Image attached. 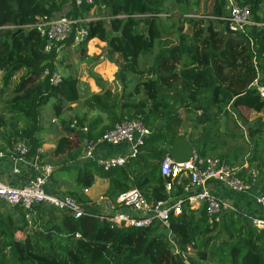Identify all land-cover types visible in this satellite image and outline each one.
Masks as SVG:
<instances>
[{
  "label": "trees",
  "instance_id": "16d2710c",
  "mask_svg": "<svg viewBox=\"0 0 264 264\" xmlns=\"http://www.w3.org/2000/svg\"><path fill=\"white\" fill-rule=\"evenodd\" d=\"M239 2L250 7L254 22L264 23V0ZM68 5L71 9L64 11ZM93 8L102 12L85 23L87 38L66 52H77L91 66L89 76L98 91L70 74L72 63L63 74L56 69L62 60L56 50L45 51V39L35 27L43 17L65 12L83 18ZM225 13V0H95L81 8L74 0H0V98L21 72L5 103L9 116L0 115V153H12L24 138L31 153L43 146L45 134L53 130L45 127L42 113L52 108L62 133L45 154L55 167L50 185L60 183L56 172L74 168L73 188L60 195L88 209L75 217L41 204L33 212L0 208V264H264V230L253 226V213L224 211L211 220L206 209L191 208L187 181L168 195L160 170L171 145L187 138L200 156L243 167L242 176L257 171L264 196V98L252 85L257 80L264 86V27L234 33L220 19ZM92 40L105 44L99 55L88 53ZM72 41L73 36L61 43L62 49ZM102 58L116 65L114 79L94 71ZM53 72L61 74L57 84L50 81ZM79 102L83 112L77 105L74 115L63 114L66 104ZM245 111L258 116L250 119ZM185 114H193L199 126L195 139L180 132ZM223 116L237 126L242 122L240 137L249 142L248 152L243 147L224 150L226 138L238 135L227 125L221 130ZM126 118L140 119L151 130L138 149L140 156L108 170L95 159L79 160L86 136L98 138ZM96 177L107 182L104 196L112 201L138 188L152 207L170 196L183 197L182 211L171 215L167 230L158 221L147 227L117 224L85 193ZM57 188L51 191L59 194Z\"/></svg>",
  "mask_w": 264,
  "mask_h": 264
},
{
  "label": "built area",
  "instance_id": "2783aa9c",
  "mask_svg": "<svg viewBox=\"0 0 264 264\" xmlns=\"http://www.w3.org/2000/svg\"><path fill=\"white\" fill-rule=\"evenodd\" d=\"M74 3L81 8L85 4H94L95 0H74ZM225 9L226 13L220 19L225 22L229 31L247 35L248 28L251 26L264 27V23L253 21L250 7L240 4L239 0H225ZM92 19L74 18L61 12L52 17L40 18L35 27L45 39V51L56 50L59 53L63 42L68 38L73 36L72 43L77 45L87 38L89 32L85 23ZM49 73L50 71L46 69L45 74ZM60 80L61 74L53 72L50 77L51 83L57 84ZM252 85L258 88L260 95L264 98V86H259L257 80ZM83 131L88 133V127L84 126ZM150 134L151 130L140 119L126 118L98 138L86 136L82 143L79 160L95 159L98 165L105 170L124 166L133 157L139 156L138 149ZM104 144L113 146L125 144L127 150L109 157H97V149ZM30 150V142L24 138L16 143L12 153H0V157L7 155L12 163L10 180L8 182L0 180V203H5L10 207L20 206L32 212L35 206L41 204L57 210H67L75 217L84 215L88 209L76 199L51 191L50 178L55 167L46 160L45 154H47L48 148L43 145L37 148L34 153H31ZM29 152L31 155L27 156ZM160 170L166 179L165 191L168 195H171L177 186L187 181L184 190L191 208L198 209L204 205L203 209H206L211 220H218L224 211L239 210L234 202L210 190L209 185L212 182L221 185L233 194L255 190L254 201L264 209L260 178L255 170L249 171L247 176H242L240 173L243 171V167L233 166L220 157H202L196 151L185 163L176 162L170 154L166 155ZM100 201H104L109 206L103 208L113 211L108 214H112L110 220L117 224L147 227L158 221L160 229L167 230L170 226L171 215L181 213L184 198L170 196L167 201H161L156 207H152L138 188H131L119 194L115 201L103 195L100 197ZM121 207L124 210L118 209ZM27 218H31L29 213ZM250 218L253 226L264 230V215L253 214ZM171 240L175 244V240Z\"/></svg>",
  "mask_w": 264,
  "mask_h": 264
},
{
  "label": "rangeland",
  "instance_id": "374dc122",
  "mask_svg": "<svg viewBox=\"0 0 264 264\" xmlns=\"http://www.w3.org/2000/svg\"><path fill=\"white\" fill-rule=\"evenodd\" d=\"M168 6L170 7L171 4H168ZM100 11L102 12V9L98 10L97 8H93V10H91L89 13L88 12L86 13V17H88V19H92L96 15H98V13ZM173 15H176V17H177L179 15V13L175 11ZM89 17H92V18H89ZM186 32H189V30H187ZM76 46H77V44H75V43H71V44L69 42L66 43L64 49H61V51L58 53V60H62V65L57 66L56 69L61 74H63L64 68L68 67V64L72 63L75 68L70 70V74H72L74 77L80 78V80L83 82L89 83V85L92 87V89L94 91H98L99 88L97 87L94 78L89 76V68L91 66L88 65L87 63L82 62L80 60L79 54L77 52H75V53L69 52V55L66 52L68 47H69V51H70L73 47H76ZM104 46H105V44H103L102 42H100L98 40L89 41L88 46H87L88 53L90 55H93V54L99 55L101 53V48ZM2 53H3V48L0 46V55ZM103 58L93 66V69H94V71L98 72L104 79L112 80V79H114V76H115L114 73L116 72L117 67L114 63H112L108 60H104ZM152 59H153V56L147 58L144 65L151 63ZM139 66H143V59L139 60ZM20 75H21V72H19L16 75V77L9 84V86L6 89V91L4 92V94H2V97L0 98V115L3 114V115L9 116L6 113L5 103H6V100L11 97V95L13 93V87H14L15 83L19 80ZM77 105H78L79 109L81 110V112H83L85 105L83 102H79V103L66 104V106L64 107L63 114L66 117H69L70 115H74L75 113H74L73 108L76 107ZM245 114L250 119H254L258 116L257 113L250 112V111H245ZM42 117L44 120V124L46 123L45 127L53 130L52 133L45 134L46 145H47V143L48 144H56V141L59 138V136L61 135L62 130L60 128L58 119L54 116L53 109L50 107L45 108L43 110ZM183 118H184V124L181 127L180 132L182 134H185L187 137L190 136L191 138L195 139L199 133V126L197 127L195 122L193 121L194 115L193 114H191V115L185 114L183 116ZM239 123H240V126H239ZM239 123L237 126V125H235L233 120H231L229 122H227V121L225 122V126L227 125V127H229V130L235 132L238 135V137H235L232 139L226 138L227 146L224 148V150L228 147L229 148L243 147L244 150L246 152H248L250 144L247 141L246 137H240L241 134L244 133V131H243L244 129L242 126L243 125L242 122H239ZM46 145H45V147L47 148ZM47 159L51 162H54L56 160V158L53 157L51 154L48 155ZM76 173H77V170H75L74 168L61 171V173L56 172L55 176H56V174H58V175H61L60 177H62V178H59L58 181L60 183L58 184V186H55V185H52V186L54 187V189H56L58 187L59 190L57 188L56 191L59 194H63L66 190H70L73 188L74 178L76 176ZM61 179H62V181H61ZM104 185H107V182L96 177V180H95L93 186L89 189V193H90L91 197L93 198V199H91L92 200L91 205L92 206L95 205L96 207L99 206L101 208V211H103L105 213L106 212H113L112 210H106L105 208H103V207L108 208L109 206L104 201H100V197L102 195L104 196V194H103L105 191ZM106 188H107V186H106ZM245 194L246 193H238V195H240V197H242L244 199L246 197ZM118 209H123V207L118 208ZM106 214H108V213H106Z\"/></svg>",
  "mask_w": 264,
  "mask_h": 264
},
{
  "label": "crops",
  "instance_id": "0c3cea01",
  "mask_svg": "<svg viewBox=\"0 0 264 264\" xmlns=\"http://www.w3.org/2000/svg\"><path fill=\"white\" fill-rule=\"evenodd\" d=\"M70 9H71V5H68L65 7L64 11H68ZM85 17H86V15H85ZM86 18H88V17H86ZM89 18H92V17H89ZM44 145H46V143ZM46 146H47L48 152H49V150L52 149L55 146V144H48L47 143ZM126 150H127V146L125 144H121L118 146L104 144V145H101L97 149L96 156L97 157H109V156H112L115 154L124 153ZM11 169H12V163L9 160L8 156L7 155L1 156L0 157V180H2L4 182L5 181L8 182L11 178V175H12ZM60 178H62V177H60ZM61 181H62V179H61ZM106 186L107 185H104L105 190H106ZM209 188L213 193H216L219 196L234 202V204L236 206H238L239 209H243L245 211L251 212V213L256 214V215H264V209H262L260 206H258L254 201V197L256 195L255 190L247 192L245 194L246 195V197H245L246 200H245L244 198L240 197V195L233 194L232 192L227 191L221 185H218L215 182L210 183ZM85 193L91 199H93L89 193V190H87ZM8 207H9V205H8ZM0 208L6 209L7 206L5 203H2V205L0 204ZM98 209L100 212L105 213V212L101 211L100 207H98ZM106 213H110V212H106Z\"/></svg>",
  "mask_w": 264,
  "mask_h": 264
},
{
  "label": "water",
  "instance_id": "95a60500",
  "mask_svg": "<svg viewBox=\"0 0 264 264\" xmlns=\"http://www.w3.org/2000/svg\"><path fill=\"white\" fill-rule=\"evenodd\" d=\"M225 122H226V117L223 116L221 118V130L222 131H224L225 129ZM195 151H196V148L194 147L192 142L187 138H182V139L175 141L171 145L170 155L176 162L185 163L191 159ZM140 155L141 154H139V156ZM203 208H204V205L201 206V210ZM186 264H190V262L186 261Z\"/></svg>",
  "mask_w": 264,
  "mask_h": 264
}]
</instances>
